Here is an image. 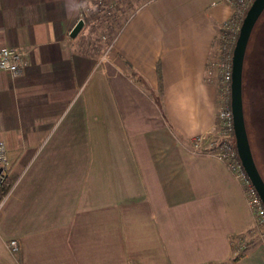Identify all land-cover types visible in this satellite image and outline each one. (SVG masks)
I'll list each match as a JSON object with an SVG mask.
<instances>
[{"label": "crops", "instance_id": "1", "mask_svg": "<svg viewBox=\"0 0 264 264\" xmlns=\"http://www.w3.org/2000/svg\"><path fill=\"white\" fill-rule=\"evenodd\" d=\"M90 3L0 0V48L24 55L16 76L0 71L17 178L0 207V264H264L240 188L189 152L216 124L206 66L231 6L146 0L94 39Z\"/></svg>", "mask_w": 264, "mask_h": 264}, {"label": "built area", "instance_id": "2", "mask_svg": "<svg viewBox=\"0 0 264 264\" xmlns=\"http://www.w3.org/2000/svg\"><path fill=\"white\" fill-rule=\"evenodd\" d=\"M223 3L231 6L232 14L221 26V39L226 40V35H229L234 40L239 25L233 22L235 14H244L251 0H221ZM234 10V14H233ZM233 15V16H232ZM236 16V15H235ZM236 18V17H234ZM223 40V41H224ZM223 41L218 42V45L212 53L211 59L208 60L206 66L207 76L215 74L217 78V93L218 102L220 105L217 112V124H215V132L199 134L191 138L189 152L198 155H207L217 160L230 175L231 179L240 188L247 209L251 215V224L258 240L263 242L259 230L264 231V208L261 201L250 184L249 180L242 171L241 165L237 158L231 124V114L229 110V80H230V55L229 48L226 56L222 57L221 48ZM105 53L103 54V56ZM104 58V57H102ZM24 66V55L12 48H0V71L8 73L11 77L16 76ZM219 135L220 140L214 144V138ZM10 163L6 155V148L3 141L0 140V207L3 204L7 195L15 185L17 178L9 181ZM4 188V189H3ZM4 190V191H3ZM7 247L10 251L16 250L17 243L14 239H9Z\"/></svg>", "mask_w": 264, "mask_h": 264}, {"label": "rangeland", "instance_id": "3", "mask_svg": "<svg viewBox=\"0 0 264 264\" xmlns=\"http://www.w3.org/2000/svg\"><path fill=\"white\" fill-rule=\"evenodd\" d=\"M96 1L97 3L89 4L90 6L87 9H91V10H89L90 12L87 11L86 17L83 18L86 23L90 24L89 29L94 39L97 37L100 38L106 36V34L109 33L110 35L115 34V32L118 31L120 25H122L123 22L125 21V17L129 14L131 9H133L140 2L146 0H130V1L129 0H96ZM122 8H124V11H122L120 15L119 14L120 12L118 10ZM97 9H100L99 13L97 12ZM106 11H108V13H106ZM234 13L235 12L233 10V14ZM235 15L234 17L236 18L233 17V22L239 25L244 14L241 13L240 15L237 14ZM222 30L220 32H217L215 41L213 42L212 45V50H211L212 52L210 59L212 57V53L214 52L215 48L219 46L218 42L224 40L221 39V36L224 35L221 34ZM225 35H226V40L223 41V46L221 48L222 57L226 56V52L230 45H232L233 47V43L235 41L237 33L235 34L234 40L232 39L231 36L227 34ZM101 42H99V44L102 46L103 44H101ZM103 54H101L100 56L101 60L105 58ZM210 76L212 77L214 82H216L217 78L219 77V75L215 74V72L213 73V75ZM242 99H243L245 125L248 133V139L251 147L252 156L255 165L264 180V164L262 163V159L260 157V153L258 152L259 150L257 146L260 145L261 142V139L259 140V138L257 137V133H259L258 126L264 127V124L262 122L264 119V11L260 15L259 19L257 20L251 32L248 45L246 48L244 63H243V71H242ZM256 113L259 115H257ZM216 124H217V117H216ZM215 129L216 126H214L213 132H215ZM219 140H220V136L217 135L214 138V144H216ZM251 230L253 231L254 238L258 239L252 227ZM259 232L262 238H264V231L259 230ZM241 238L240 240L244 241V238L242 239ZM247 238L245 239L246 241L248 240ZM248 243L249 242H244L243 245L245 246V244ZM17 249L14 251H10L9 249L8 250L9 252H15L17 251ZM233 260L234 258L232 260L227 261L226 263L227 264L231 263V261ZM216 264H225V263H216Z\"/></svg>", "mask_w": 264, "mask_h": 264}, {"label": "water", "instance_id": "4", "mask_svg": "<svg viewBox=\"0 0 264 264\" xmlns=\"http://www.w3.org/2000/svg\"><path fill=\"white\" fill-rule=\"evenodd\" d=\"M263 11L264 0H251L240 21L230 55L229 110L237 158L242 171L255 189L264 208V180L252 156L246 131L242 99V71L247 43ZM81 26L82 20L79 19L70 29L68 36L73 38Z\"/></svg>", "mask_w": 264, "mask_h": 264}, {"label": "trees", "instance_id": "5", "mask_svg": "<svg viewBox=\"0 0 264 264\" xmlns=\"http://www.w3.org/2000/svg\"><path fill=\"white\" fill-rule=\"evenodd\" d=\"M220 31H221V29L218 32H220ZM247 45H248V43H247ZM231 49H232V45L229 46V51H231ZM157 74H158V72H157ZM158 78H159V88H160V77H159V74H158ZM258 127H259V133H257V137L259 138V140L261 139L260 145L258 147V150H259L258 152L260 153V157L262 159V163L264 164V151H263L264 150L263 149V146H264V127H260V126H258ZM247 136H248V133H247Z\"/></svg>", "mask_w": 264, "mask_h": 264}, {"label": "flooded vegetation", "instance_id": "6", "mask_svg": "<svg viewBox=\"0 0 264 264\" xmlns=\"http://www.w3.org/2000/svg\"><path fill=\"white\" fill-rule=\"evenodd\" d=\"M256 114H257V113H256ZM257 115H259V114H257ZM262 122H263V124H264V119H263V121H262ZM257 146L259 147V145H257ZM263 149H264V146H263ZM263 151H264V150H263Z\"/></svg>", "mask_w": 264, "mask_h": 264}]
</instances>
